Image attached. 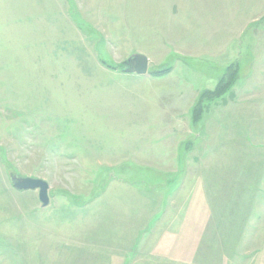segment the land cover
I'll return each instance as SVG.
<instances>
[{"label": "rangeland", "instance_id": "rangeland-1", "mask_svg": "<svg viewBox=\"0 0 264 264\" xmlns=\"http://www.w3.org/2000/svg\"><path fill=\"white\" fill-rule=\"evenodd\" d=\"M0 264H264V0H0Z\"/></svg>", "mask_w": 264, "mask_h": 264}, {"label": "water", "instance_id": "water-1", "mask_svg": "<svg viewBox=\"0 0 264 264\" xmlns=\"http://www.w3.org/2000/svg\"><path fill=\"white\" fill-rule=\"evenodd\" d=\"M124 70L129 69L131 72L137 74H145L148 67V59L140 53L130 56L122 63ZM10 182L17 190H35L38 191V199L41 202V207H45L49 203L48 197V183L39 178H32L28 176L9 175Z\"/></svg>", "mask_w": 264, "mask_h": 264}]
</instances>
